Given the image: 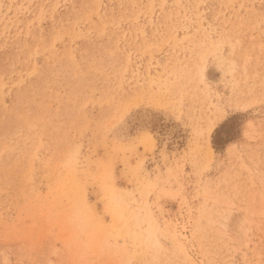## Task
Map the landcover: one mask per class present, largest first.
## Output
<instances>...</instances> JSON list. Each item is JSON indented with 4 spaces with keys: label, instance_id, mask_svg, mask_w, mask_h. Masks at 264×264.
Listing matches in <instances>:
<instances>
[{
    "label": "rangeland",
    "instance_id": "1",
    "mask_svg": "<svg viewBox=\"0 0 264 264\" xmlns=\"http://www.w3.org/2000/svg\"><path fill=\"white\" fill-rule=\"evenodd\" d=\"M0 264H264V0H0Z\"/></svg>",
    "mask_w": 264,
    "mask_h": 264
},
{
    "label": "trees",
    "instance_id": "2",
    "mask_svg": "<svg viewBox=\"0 0 264 264\" xmlns=\"http://www.w3.org/2000/svg\"><path fill=\"white\" fill-rule=\"evenodd\" d=\"M237 121V117L231 118L216 130L213 136V147L216 151L224 149V147L234 140V134L239 129Z\"/></svg>",
    "mask_w": 264,
    "mask_h": 264
}]
</instances>
